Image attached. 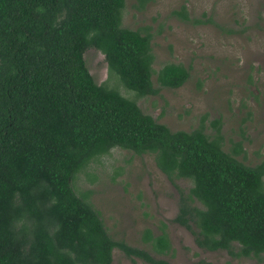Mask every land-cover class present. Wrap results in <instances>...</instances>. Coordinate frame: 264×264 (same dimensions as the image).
<instances>
[{"label":"trees","instance_id":"trees-1","mask_svg":"<svg viewBox=\"0 0 264 264\" xmlns=\"http://www.w3.org/2000/svg\"><path fill=\"white\" fill-rule=\"evenodd\" d=\"M123 5L0 0V264H110L114 246L170 264L111 238L72 187L74 174L113 146L151 153L170 181L190 180L186 191L177 187L173 220L198 246L264 260V158L249 165L224 150L218 120L210 133L202 124L170 129L89 72L83 54L93 47L137 95L187 78L180 62L152 69L151 35L121 25ZM174 12L188 19L183 8ZM143 238L157 252L169 248L163 229Z\"/></svg>","mask_w":264,"mask_h":264},{"label":"rangeland","instance_id":"rangeland-1","mask_svg":"<svg viewBox=\"0 0 264 264\" xmlns=\"http://www.w3.org/2000/svg\"><path fill=\"white\" fill-rule=\"evenodd\" d=\"M182 8L188 19L174 12ZM120 23L150 33L153 70L166 61L180 62L188 76L178 86L137 95L107 68L99 50L88 47L83 55L96 82L133 99L170 129L202 124L210 133L211 121L218 120L224 150L249 165L264 158V0H124ZM151 79L156 85L155 72ZM190 184L183 177L170 181L151 153L118 146L91 158L72 178L74 191L98 210L111 238L153 257L170 264H264L253 255L198 246L193 233L173 220L177 187L186 191ZM145 229L152 235L163 229L167 251H155L143 238ZM111 255L110 264H149L116 246Z\"/></svg>","mask_w":264,"mask_h":264}]
</instances>
